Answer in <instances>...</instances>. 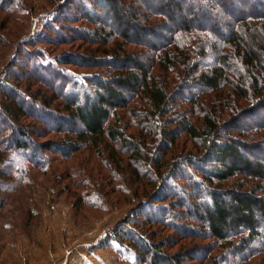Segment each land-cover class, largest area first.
Instances as JSON below:
<instances>
[{"label": "rangeland", "instance_id": "rangeland-1", "mask_svg": "<svg viewBox=\"0 0 264 264\" xmlns=\"http://www.w3.org/2000/svg\"><path fill=\"white\" fill-rule=\"evenodd\" d=\"M162 1L120 0L117 10L132 16L130 18L134 20L130 21L133 24L143 25L142 17L146 13L159 11ZM83 3L86 5H82ZM181 5L189 11L184 1ZM228 5L234 11L242 12V4L237 0H232V4ZM82 11L90 12L93 22L82 18ZM183 15L186 16L185 12ZM229 18L228 16L225 20L229 22ZM103 23L117 27L112 19V12L107 11L105 15L104 10L97 7L93 0H73L72 3L71 0H0V111L11 116L8 108H17L12 98L15 91L26 99H37L41 104L42 115L56 113L58 116H67L66 103L59 96L74 99L75 95L71 93H91L95 86L92 83L95 76L105 78L108 74L94 66L62 61L64 58H109L104 55V51L114 50L115 42L121 39L115 35V42L112 40L107 45L94 43L91 42V35L87 30L104 27ZM150 23L156 24V27L145 25V30L150 29L160 35L168 34L166 27H174L171 22H166L161 17L151 18L148 21ZM47 29L52 31L47 32ZM117 29L119 33L123 32L119 27ZM146 38L153 40L152 36ZM123 47L125 53H132L143 62H150L152 55L154 56L153 50L136 42L123 43ZM55 73L64 78V83ZM57 77L62 84L54 85V90L43 82L46 80L50 85L57 83ZM66 82H71L68 87ZM192 84L190 83L189 88ZM168 90L171 91L170 86ZM190 90L191 88H187L178 92L176 89L178 95H175L177 99L174 105L180 104L179 109L189 106L183 98L189 97ZM135 101L133 98L119 113L126 127V135L133 136L138 141L135 137V132H138L135 122L144 125L147 119H143L145 108ZM258 114L256 119L239 118L236 127L230 128L227 133L247 144L258 142L260 137L246 136L250 128L261 127L256 124L264 122V110ZM168 116L164 115L160 118L161 121ZM5 119L10 123L8 118ZM11 119L13 125L28 129L29 139L41 151L33 154L16 151L10 145L5 146L8 132L0 119V264H144L130 254L127 242L119 244L113 236L118 225L126 224L127 220L130 228H126L149 236L159 244L162 240H171L164 247L166 254L183 253L193 256V260H187L183 256L185 259L181 264H211L213 257L218 258L217 264H264V223L257 227L259 240L249 247L248 250H252H244L239 255L234 252L233 244L239 243L240 238L247 235L242 227L240 232L230 231L223 242H217L210 237L200 239L202 225L192 219L183 220L179 214L169 226L161 222L167 221L165 216L170 213L173 215L186 212L188 208L184 207L185 202L198 204L200 199H204L203 190L208 185L202 183V179L194 174L192 166L173 171L174 177L165 184V189L173 194L165 196V202H159L158 205H163L162 208L157 211L143 209L151 218L157 217L155 222L146 223L138 214L139 204L146 202L148 198L145 194L154 193L157 187L162 186L163 176L165 178L170 172L173 174L172 168L169 169L170 166L166 165L159 168L161 176H156L154 163H171L172 158L179 155L200 157L203 154L196 142L185 132L178 136L173 150L161 159L157 157L164 151V146L161 145L162 139L154 134L157 140L153 138L149 148L144 149L149 154L142 155V162L126 167L127 155L121 153L123 161L117 163L120 159H109V152L103 148V143L98 149L81 148L68 158L61 157L55 151H46L49 147L52 149L50 144L64 140L67 136L64 138L41 119H35L23 112ZM151 121L152 119L149 122ZM193 121L197 126L202 124L199 114L193 116ZM146 128L142 129V133L148 132ZM258 131L260 135L264 134V129L260 128ZM152 132L155 133V130ZM31 155H35L32 158L34 162L30 159ZM256 155L264 163V154ZM181 162L179 158L176 161L178 164ZM31 163L41 165L36 167ZM128 163L131 164L129 161ZM135 169L146 176L135 177L130 174ZM146 177L152 178L155 187H150ZM235 179L236 185L249 183L242 176H235ZM174 202H179L180 205L174 206ZM258 221L261 219L258 218Z\"/></svg>", "mask_w": 264, "mask_h": 264}, {"label": "trees", "instance_id": "trees-1", "mask_svg": "<svg viewBox=\"0 0 264 264\" xmlns=\"http://www.w3.org/2000/svg\"><path fill=\"white\" fill-rule=\"evenodd\" d=\"M93 1L97 7L104 10L105 15L107 11L112 12V19L117 23V27L103 23L104 27H97L93 31L87 29L91 42L107 45L112 40L115 42V35L121 40L115 42L114 50L104 51V55L109 56L107 59L64 58L62 63L94 66L108 75L105 78L95 76L92 83L96 87L94 86L91 93H79L81 96L71 93L75 95L74 99L59 96L68 109V115L65 117L56 113L42 115L41 104L37 99H26L15 91L12 98L18 109L8 108L9 114L12 117L21 115V112L32 115L35 119H41L54 132L62 134L64 138L67 136L64 140L50 144L51 150L47 146L49 148L46 151H55L61 157L68 158L81 148L98 149L103 143V148L109 152V159L119 158L118 162L115 160L119 163L123 161L122 154L127 155L126 167L142 162V155L149 154L145 153L144 149L149 148L153 138L157 140L154 134L162 139L161 145L164 146V151L157 157L161 159L173 150L178 136L185 132L196 142L203 154L200 157L179 155L172 158L171 163H154L156 176H161L159 168L166 165L170 166L169 169L172 168V172L181 167L192 166L194 174L210 187L207 186L203 190L204 199H200L198 204L185 202L184 207L188 208V212L186 210L173 215L170 213L165 216L167 221L161 222L169 226L179 214L183 220L192 219L202 225L200 239L210 237L217 242H223L230 231L240 232L242 227L247 231V235L241 237L239 243L233 244L234 252L241 255L244 250L251 251L252 248L248 250L249 247L259 238L257 227L264 223V163L256 158V154H264V134L260 135L261 130L258 131L260 128L264 129V122L256 124L261 127H253L249 129L251 132L247 131L248 138L260 137L258 142L247 144L227 132L236 127L239 118L256 119L259 117L258 112L264 110V0H237L242 4L241 13L228 5L232 4V0H163L159 11L146 13L142 17L143 25L133 24L130 21L134 20L130 18L132 16L117 10L120 0ZM183 1L189 11L182 7ZM83 11L82 18L93 22L90 12ZM184 12L186 16L183 15ZM228 16L229 22L225 20ZM156 17L174 25L166 27L167 35L157 34L150 29L145 30V25L156 27L154 22L148 24L151 18ZM118 27L123 32L119 33ZM51 31L47 29V32ZM147 36H152L153 40H148ZM131 42L153 50L151 61L143 62L132 53H125L123 43ZM231 76L236 79L233 80ZM59 77L64 83V78L61 75ZM180 80L181 82H178ZM43 82L51 89L56 84H62L59 80L51 85L46 80ZM70 83L66 82L67 87ZM190 83H193L190 87L191 93L189 97L183 98L189 106L179 109L180 104L174 105L177 99L175 95H178L175 91L190 89ZM169 86L171 91L168 90ZM133 98L146 110L143 119L146 118L147 122H144V125L135 122L138 130L135 137L138 141L133 136L126 135V127L119 113ZM197 114L202 121L200 126L193 121V116ZM123 115L125 116V112ZM164 115L169 116L161 121L160 118ZM11 116L0 111V119L8 132L5 146L10 145L16 151L33 154L40 152L39 146L29 139L28 129L16 123L13 125ZM5 118H8L10 123H7ZM143 128L148 132L142 133ZM152 130H155V133ZM30 157L34 162L32 158H35V155ZM178 158L183 162L176 163ZM31 164L36 167L41 165ZM205 165L207 167L204 168ZM106 168L108 169L107 165ZM135 170L130 174L135 177L145 175ZM174 172H170L165 178L163 176L162 186L157 187L154 193L145 194L148 197L146 202L139 204L138 214L146 223L155 222L157 217L151 218L143 209L157 211L163 206L158 205L159 202H165V196L173 194L165 189V184L174 177ZM235 176H242L248 179L249 183L236 185ZM151 179H148V184L153 188L155 182ZM173 205L180 204L174 202ZM258 218L261 221H258ZM125 222L126 224L118 225V230L114 231L113 236L119 244L127 242V250L138 262L181 264L185 259L183 256H186L187 260H193L190 254H166L164 247H167L171 240H162L159 244L149 236L129 230L128 220ZM217 263L218 258L213 257L211 264Z\"/></svg>", "mask_w": 264, "mask_h": 264}]
</instances>
